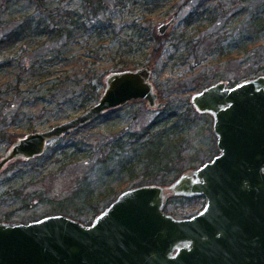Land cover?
Listing matches in <instances>:
<instances>
[{
    "label": "water",
    "instance_id": "95a60500",
    "mask_svg": "<svg viewBox=\"0 0 264 264\" xmlns=\"http://www.w3.org/2000/svg\"><path fill=\"white\" fill-rule=\"evenodd\" d=\"M176 15L160 22L163 35ZM151 66L110 70L98 99L43 130L27 132L0 157L41 155L46 143L133 99L160 107ZM212 116L219 152L168 186L122 190L89 224L64 214L29 222L0 221V264H264V75L228 86L214 82L191 97ZM202 196L194 214L164 210L168 195Z\"/></svg>",
    "mask_w": 264,
    "mask_h": 264
},
{
    "label": "rangeland",
    "instance_id": "374dc122",
    "mask_svg": "<svg viewBox=\"0 0 264 264\" xmlns=\"http://www.w3.org/2000/svg\"><path fill=\"white\" fill-rule=\"evenodd\" d=\"M107 1L112 4V0ZM229 1L231 0H158L149 14L151 28L156 30L160 22L167 20L172 14L176 15L175 22L165 32L164 52L153 66L150 65L149 79L157 94V102H162L163 105L149 107L146 100L133 99L123 105L124 108L119 115H105L104 113L109 110L107 109L104 115L87 123L88 125L85 124L86 126L83 125L67 133L68 136L62 135L64 143L69 139L71 142L78 138L85 141L80 145L81 151L75 158L58 155L56 152L58 147L55 145L49 149L50 153L45 155L49 156L48 159L36 156L27 159L29 161L27 165L15 162L17 159L10 161L0 171V221L29 222L49 214H64L88 224L122 190L144 184L166 187L184 172L199 167L216 155L219 150L216 145L217 137L212 128L213 118L208 113L198 112L191 102V97L202 88L219 80L225 81L230 86L246 78L264 75V35L262 34L260 39L253 42L246 50H241L237 56L227 58L217 57V52L233 49L245 39L251 28L247 19L241 21L235 29L232 28L233 25L230 26V23L223 26V20L218 24H202L183 53L181 34L190 13L193 12L195 19L200 20V14L206 16L209 13L206 9L220 7V4H227ZM57 2H60L59 7L72 10L79 5L80 0H57ZM241 2L243 1L238 0V3ZM36 6L35 2L16 0L11 7L13 13L21 16V14L32 13ZM224 7L231 8V5ZM137 11L139 9L126 5L116 18L118 21L126 19ZM18 21L3 18L0 20V27L8 28ZM126 31L123 27L122 33ZM78 35L72 37L73 43L67 49V53L78 51V49L75 50L77 43H74ZM12 51L0 53V59L8 56ZM145 51L146 48L135 51L136 54L132 56L134 57V68L147 65ZM211 51L212 54H209ZM195 52L197 53L196 59H194ZM50 65L53 74L61 70L59 61ZM85 109L75 112L69 110L55 119L52 124H46L37 130L46 129ZM169 111H174L179 119V126L169 124L163 129L172 137L170 141H174L171 142L174 152L170 158L167 157V164L170 166L169 173L166 172L167 167L163 172L156 173L152 167V161L149 159L147 164L145 157H141L142 147L138 144L133 148L130 142L125 145L127 152L119 149V153L104 163L106 166L103 165L104 153L107 152L105 149L98 151L94 148L97 140L102 143L117 136L118 130L126 120L130 121L128 124L130 132L140 134L147 128L148 131L154 132L160 127H152L151 121L159 118V115L167 117L166 113ZM3 128L0 122V157L13 141L27 133H10L9 135L6 131L7 135L2 136ZM148 135L145 134V138ZM165 139L161 141L164 143ZM52 140L46 143L45 150L51 145ZM160 144L163 145L162 142ZM176 150L180 151L179 154ZM116 152L118 151L114 153ZM121 158L125 161L122 166L119 165ZM137 161L140 163L135 164ZM128 166H131L130 169L126 168ZM176 171H178L177 174H174ZM19 176H21L18 179V185H20L17 194L13 195L14 189L10 192L7 188ZM103 192H105L103 194L106 196L105 199L100 198ZM203 203L204 197L202 196L170 194L165 199L163 208L172 215L183 218L196 213ZM97 204H100V207L95 208ZM101 205L104 206L101 207ZM6 215L10 217L7 220L4 218Z\"/></svg>",
    "mask_w": 264,
    "mask_h": 264
},
{
    "label": "trees",
    "instance_id": "16d2710c",
    "mask_svg": "<svg viewBox=\"0 0 264 264\" xmlns=\"http://www.w3.org/2000/svg\"><path fill=\"white\" fill-rule=\"evenodd\" d=\"M15 1L0 0V20L3 18L19 20L8 28L0 27V53L13 50L8 56L0 59V122L4 126L2 136L7 135L6 131L9 135L35 131L46 124H52L69 110L75 112L87 108L98 99L106 73L114 69L135 67L132 57L136 54L135 51L146 48L144 52L146 61L152 66L164 52L166 33L160 35L151 28L149 17L158 0H112V4L107 0H80L79 5L72 10L59 7L60 2L57 0H28L35 2L37 6L32 13L21 16L13 13L11 6ZM242 1L238 3V0H231L227 4H220V7L206 9L209 13L206 16L200 14V20L195 19L193 12L190 13L181 34L182 53L199 31L198 27L202 24H218L221 20L223 26L230 23L235 29L241 21L247 19L251 28L240 44L228 51L217 52V57L237 56L241 50H246L260 39L261 35H264V0ZM228 4L231 8L224 7ZM126 5L139 11L131 17L128 16L129 18L118 21L116 16ZM123 27L124 31L127 30L124 34ZM77 34L79 35L74 43H77L75 50L78 51L67 53V49L73 43L72 37ZM209 54H212V51ZM196 58L195 52L194 59ZM56 61H59L61 70L53 74L50 64ZM123 108V106L110 108L104 114L119 115ZM166 114L167 117L159 115V118L151 121L152 127H160L154 132L148 131V128L140 134L130 132L128 130L130 121L126 120L118 130L117 136L102 143L97 140L94 148L98 151L105 149L107 152L104 153L103 165L106 166L104 163L113 159V156L119 153V149L127 152L125 145L130 142L133 148L138 144L142 147L141 157H145L144 161L147 164L149 159L152 161L156 173L163 172L165 167L169 173L167 157L170 158L174 152L171 147L173 140L170 141L172 137L163 129L169 124L179 126V119L174 111ZM145 134L149 135L145 138ZM62 138H54L44 153L37 157L48 159L49 156L45 155L56 145L58 155L75 158L81 151L80 145L85 141L78 138L71 142L69 139L64 143ZM160 138H166L170 142L165 139L163 143ZM161 142L163 145H159ZM115 151L118 152L114 153ZM179 152L176 150V153ZM120 160L119 165L122 166L125 161H122V158ZM15 162L26 165L29 163L23 159H17ZM138 163L140 162L137 161L135 164ZM21 176L7 188L10 192L14 189L13 195L17 194L20 185L18 179ZM105 197L103 195L100 198ZM99 205L97 204L95 208L100 207ZM6 216H4L6 220L10 218Z\"/></svg>",
    "mask_w": 264,
    "mask_h": 264
}]
</instances>
